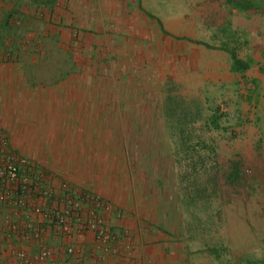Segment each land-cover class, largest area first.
Returning a JSON list of instances; mask_svg holds the SVG:
<instances>
[{
  "label": "rangeland",
  "instance_id": "1",
  "mask_svg": "<svg viewBox=\"0 0 264 264\" xmlns=\"http://www.w3.org/2000/svg\"><path fill=\"white\" fill-rule=\"evenodd\" d=\"M109 20L74 96L89 118L40 120L33 155L169 264H264V0H126Z\"/></svg>",
  "mask_w": 264,
  "mask_h": 264
},
{
  "label": "crops",
  "instance_id": "2",
  "mask_svg": "<svg viewBox=\"0 0 264 264\" xmlns=\"http://www.w3.org/2000/svg\"><path fill=\"white\" fill-rule=\"evenodd\" d=\"M125 4L126 0H0V40L6 41L0 47V131L5 132L12 149L37 168L46 170L48 165L33 155L28 132L38 131L43 125L40 120L75 117L78 104L85 107V118H89V92L85 91L87 100L81 103L74 96H78V88L89 90L94 31L110 24L111 9L125 8ZM224 52L231 56L228 50ZM228 66L235 73L232 57ZM221 82L214 86L218 88ZM260 118L264 122V116ZM260 126L256 130L264 131V123ZM251 128L243 129L255 131ZM50 173L53 176L46 173L39 187L26 192L24 206L0 202V264H169L157 242L143 241L135 233L141 229L114 212L105 214L113 232L110 241L97 239L86 228L68 235L49 225L44 212L49 207H63L64 199L60 193L50 202L46 190L58 192V184L67 182L82 193L75 176L58 170ZM7 186L0 180V192L9 189L12 198L19 195L17 186ZM85 208L88 215V201Z\"/></svg>",
  "mask_w": 264,
  "mask_h": 264
},
{
  "label": "built area",
  "instance_id": "3",
  "mask_svg": "<svg viewBox=\"0 0 264 264\" xmlns=\"http://www.w3.org/2000/svg\"><path fill=\"white\" fill-rule=\"evenodd\" d=\"M0 180L8 184L7 187L16 186L20 189L19 195L12 198L9 189L0 192V202L11 201L14 206L22 207L26 204L24 195L30 189L37 188L45 180V171L37 168L31 161L25 157L19 156L11 147L8 138L0 133ZM46 190L44 195L52 202L54 196L62 197L64 205L61 208H47L44 212V219L49 225H54L60 231L72 235L83 228L94 232L97 239L101 241H110L112 239V229L109 222L104 217L105 209L104 201L95 195L84 192L79 194L77 190L72 188L69 183L64 182L59 185L58 192ZM89 197L94 200L97 205L88 215L85 213V202H89ZM41 213L42 209L35 210ZM68 252L72 253L73 249L68 248ZM20 257H24L23 253H18Z\"/></svg>",
  "mask_w": 264,
  "mask_h": 264
},
{
  "label": "trees",
  "instance_id": "4",
  "mask_svg": "<svg viewBox=\"0 0 264 264\" xmlns=\"http://www.w3.org/2000/svg\"><path fill=\"white\" fill-rule=\"evenodd\" d=\"M224 50V49H223ZM230 54L233 58V66H232V71L234 72H242V71H245L246 69H248V65L245 61L243 60H239L235 53L233 51H230ZM217 112V110H216ZM210 118H211V124L210 125H213L214 128H219V124H218V121H219V118H221L217 113L214 114L213 116L210 115Z\"/></svg>",
  "mask_w": 264,
  "mask_h": 264
}]
</instances>
